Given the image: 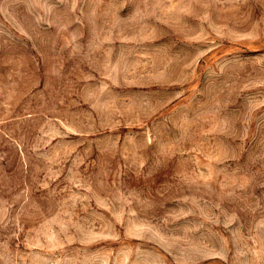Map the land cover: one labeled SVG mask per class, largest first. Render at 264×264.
Wrapping results in <instances>:
<instances>
[{
    "label": "rangeland",
    "instance_id": "rangeland-1",
    "mask_svg": "<svg viewBox=\"0 0 264 264\" xmlns=\"http://www.w3.org/2000/svg\"><path fill=\"white\" fill-rule=\"evenodd\" d=\"M0 264H264V0H0Z\"/></svg>",
    "mask_w": 264,
    "mask_h": 264
}]
</instances>
